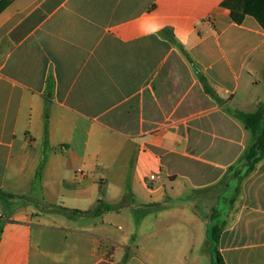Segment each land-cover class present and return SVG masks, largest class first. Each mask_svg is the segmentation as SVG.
<instances>
[{
    "label": "crops",
    "instance_id": "obj_1",
    "mask_svg": "<svg viewBox=\"0 0 264 264\" xmlns=\"http://www.w3.org/2000/svg\"><path fill=\"white\" fill-rule=\"evenodd\" d=\"M223 1L0 12V264H32L34 227L75 234L61 264H116L110 227L137 209L155 250L172 232L180 264L198 247L212 264L214 226L224 264H264V155L244 173L253 138L235 114L262 105L264 30Z\"/></svg>",
    "mask_w": 264,
    "mask_h": 264
},
{
    "label": "rangeland",
    "instance_id": "obj_2",
    "mask_svg": "<svg viewBox=\"0 0 264 264\" xmlns=\"http://www.w3.org/2000/svg\"><path fill=\"white\" fill-rule=\"evenodd\" d=\"M262 105L258 107L247 104L244 110L245 113H254L259 107L264 108V98ZM249 139L253 138L250 130L247 131ZM204 211H202L203 213ZM126 222L118 221L114 226H111L114 243H104L105 248H115L116 264H180L176 257L175 244H179L175 240H171V233L165 232V239L161 242L163 247L160 250H155L151 241H147L142 237L143 226L141 223V211L139 209L128 211ZM84 225V223H82ZM118 225L120 227H118ZM130 234L127 239L123 235ZM68 235L67 244L65 237ZM74 233L67 232L61 228H39L34 227L32 234V264H61L55 261L54 257L62 253L65 246L71 248V239H74ZM85 239V238H82ZM86 240V239H85ZM85 240L80 242V251H85L88 243ZM122 244V246H120ZM190 246H203V243L189 242ZM66 247V249H67ZM131 248V252L129 251ZM133 256V259L130 257ZM70 255L65 256L66 261H69ZM209 257L202 252L199 247L189 253L183 264H208Z\"/></svg>",
    "mask_w": 264,
    "mask_h": 264
},
{
    "label": "trees",
    "instance_id": "obj_3",
    "mask_svg": "<svg viewBox=\"0 0 264 264\" xmlns=\"http://www.w3.org/2000/svg\"><path fill=\"white\" fill-rule=\"evenodd\" d=\"M11 0H0V12L9 4ZM221 5L230 12V18L235 23H241L245 15L252 16L264 30V0H224ZM206 93L214 95L213 90L206 79L199 75ZM236 116L244 123L245 127L251 131L253 140L251 145L244 151L240 160L245 166L244 173H249L254 164L264 155V111L262 107L254 113L236 112ZM110 209V207H106ZM83 214L85 212L75 211ZM97 213V212H96ZM219 227L214 226L211 230L213 257L212 264H224L217 249Z\"/></svg>",
    "mask_w": 264,
    "mask_h": 264
},
{
    "label": "built area",
    "instance_id": "obj_4",
    "mask_svg": "<svg viewBox=\"0 0 264 264\" xmlns=\"http://www.w3.org/2000/svg\"><path fill=\"white\" fill-rule=\"evenodd\" d=\"M151 179L154 180V177L152 176Z\"/></svg>",
    "mask_w": 264,
    "mask_h": 264
}]
</instances>
